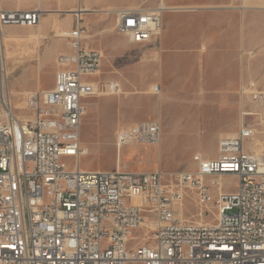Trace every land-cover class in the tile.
Instances as JSON below:
<instances>
[{
	"label": "built area",
	"instance_id": "1",
	"mask_svg": "<svg viewBox=\"0 0 264 264\" xmlns=\"http://www.w3.org/2000/svg\"><path fill=\"white\" fill-rule=\"evenodd\" d=\"M83 12L73 13L64 33L70 51L55 59L53 86L26 97L32 115L17 118L9 111L0 122V264H264V153L251 148L252 111L243 110L234 136L219 138L214 158L193 155L196 169L172 181L159 170L80 169L83 99L119 89L117 82L84 79L95 76L101 54L83 44ZM114 15L116 31L132 44L152 42L163 27L159 7L122 8ZM39 20V9L0 5V34L6 26ZM1 62L0 50V69ZM238 95L264 105V88L253 80L241 82ZM160 134L159 121H140L116 133L115 147L155 143ZM64 157L77 159L74 167ZM224 176L236 178L234 190L219 184ZM186 190L195 191L201 216L213 202V222L179 218L176 206ZM146 218L153 224L149 236L131 244Z\"/></svg>",
	"mask_w": 264,
	"mask_h": 264
},
{
	"label": "rangeland",
	"instance_id": "2",
	"mask_svg": "<svg viewBox=\"0 0 264 264\" xmlns=\"http://www.w3.org/2000/svg\"><path fill=\"white\" fill-rule=\"evenodd\" d=\"M171 1L179 5H195L198 9L163 13V27L168 22L172 23L171 34L168 37L165 35L163 39L164 48L168 52L159 61L163 65V73L160 72L154 53L158 40L153 39L148 44L130 43L126 36L116 31L114 13L97 10L84 16L83 26L88 36L83 44L104 53L100 74L84 79L92 82H118L122 93L83 99L85 113L81 118L79 136L81 147L87 150V154L78 159L82 171L113 169L116 160L120 158L118 163L122 171L159 170L168 180L172 177L174 180L177 173L196 169L193 155L199 152L204 157L217 155L219 136L225 131L237 133L243 110L256 113L247 120L256 129L253 150L264 153V124L261 123L264 121V107L255 106L249 101L241 103L238 97L241 82L253 80L258 84V74L254 73L252 67L258 56L256 53L259 52L254 47L257 44L254 38H258L263 31L258 24L249 26L248 16L253 17L255 13L263 15L264 0H255L253 4L249 0H165V3L171 5ZM158 2L109 0L107 3L122 8L134 4L151 7ZM95 8L102 9L104 6L98 5ZM186 20L187 26L184 25ZM65 23L62 30L67 31L73 25L72 19L70 23ZM55 34L54 31L42 38L38 45H34L31 60L27 59L29 52L23 49L15 50V64L12 61L7 64L4 57V66L10 69L6 74L8 85L26 67L28 61L37 63L39 54L52 39H64ZM55 59L54 64L45 65L41 69L40 83L43 89L40 88V91L54 84V72L57 69ZM156 69L160 76L162 73V83L158 86L166 92L167 99L150 91L153 85L158 84L157 79L160 77L155 73ZM172 78L178 79L174 86ZM4 84L7 88L6 80ZM132 86L142 93L129 94L135 91ZM10 89L11 92L6 89V94L13 101L23 99L20 86H11ZM1 108L0 99V121L3 119ZM15 113L19 117L32 115L26 108L16 109ZM157 119H160L161 124V140L158 145L129 143L119 152L116 151L115 132L119 125L130 127L140 121ZM62 161L74 167L77 159L64 157ZM220 183L225 191H232L236 178L224 176ZM209 186L214 199L216 189ZM196 198L194 191H185L182 218L201 220L197 215ZM204 209L208 212L202 220L212 221L213 202L208 203ZM145 235L143 229H134L132 240L137 241L130 243L142 242Z\"/></svg>",
	"mask_w": 264,
	"mask_h": 264
},
{
	"label": "crops",
	"instance_id": "3",
	"mask_svg": "<svg viewBox=\"0 0 264 264\" xmlns=\"http://www.w3.org/2000/svg\"><path fill=\"white\" fill-rule=\"evenodd\" d=\"M108 1L109 0H0L1 7L6 10H22V11L33 10V9L40 10V20L36 26H30V28H23L19 25H12V26H6L3 29L2 36L5 39L4 56L6 55L5 60L7 64H10L11 61L15 64L14 53L15 50L17 49H23L24 51H28L29 57L27 59L31 60L34 56V52H32L33 47H35L34 45L35 44L38 45L42 38L52 34L54 31L56 32L55 36L60 37L59 34L65 31L62 30L64 29V25H66L65 22L70 23L71 19L73 22V13L78 8H83L91 11L87 14H84L82 18H84L85 15L97 12V10L102 11V9L112 10L119 8L116 7L117 5H108L107 3ZM249 2L253 4L255 0H249ZM159 3L163 4L166 7V9L164 8L163 13L184 12V11L188 12V11H196L198 9V7L195 5H179L173 3L172 1H171V5H167L165 3V0H159L158 4ZM98 5H102L104 6V8L96 9L95 7ZM132 7H145V6L134 4V5H125L122 8H132ZM65 11L67 12L66 14H64ZM248 19H249V26H256L258 24L261 31H263L259 33L261 35L258 38L256 37L254 38V42H257V44H255L254 47L257 48L259 52L256 53V56L257 55L258 56L254 60L252 67L254 73L258 74L257 75L258 85L264 88V13L263 15H257L255 13L253 17L248 16ZM162 24H163V20H162ZM171 24H172L171 22H168L165 27H162L160 33L154 37V39L158 40L157 47H154L156 49L154 52L155 58L158 59V64L163 54L168 52V50L164 48L163 39L165 35L166 37H168L171 34V26H172ZM184 25L185 26L188 25L187 20L184 21ZM36 34L40 35L38 39L34 38V35L36 36ZM69 51H70V47L65 38L52 39L39 54V59L36 64L34 62L28 61L27 64L25 65L26 67L23 68V70L19 73V75L14 80L9 81L10 85L7 84L8 78L6 77V85L9 92H11L10 89L11 86L16 87L18 85L22 88L21 92L23 93L24 96L23 99H24L26 98L29 92H33L37 89L42 88L40 83V73L42 67H44L45 65L54 64V59L56 55H59L61 53H66ZM172 62L173 60H171V65ZM158 67L160 68V72L163 73V65L159 64ZM4 70H6L7 73L10 72L9 67L4 66ZM155 73H157V75L160 76L157 69ZM162 73L161 76L157 79L158 82L157 85L162 83ZM177 82H178L177 78H172L173 86L176 85ZM35 84H37V87H34ZM52 86L53 85L45 88L44 90L50 89ZM121 93L122 90L118 94H110L106 96L119 95ZM159 95H163L166 99L168 97L166 92H164V90L160 87H159L158 96ZM96 97H102V96H96ZM157 120H159L160 122V119ZM121 127L124 126L121 125L118 126V128ZM217 135L219 136V133ZM234 135L235 133L232 131H225L224 134L219 136V138L224 136L227 137ZM214 157L215 156H209L206 158H214Z\"/></svg>",
	"mask_w": 264,
	"mask_h": 264
},
{
	"label": "bare ground",
	"instance_id": "4",
	"mask_svg": "<svg viewBox=\"0 0 264 264\" xmlns=\"http://www.w3.org/2000/svg\"><path fill=\"white\" fill-rule=\"evenodd\" d=\"M151 7H159L160 9H161V11H162V14H163V11H164V8L166 9V7L163 5V4H161V3H159V4H157V5H155V6H151ZM242 8H243V6H241ZM132 8H146V7H132ZM132 8H124V9H132ZM251 8V7H250ZM118 9H122V8H117V9H112V10H102L101 12H104V13H108V14H113V13H115V11L116 10H118ZM79 11H85V12H83V14H82V16L84 15V14H87V13H89V12H91V11H89V10H87V9H83V8H78L76 11H74V12H79ZM36 26V25H35ZM162 29V28H161ZM161 29H160V31H161ZM160 31L158 32V34L160 33ZM64 33H66V31H64V32H62V33H60L59 34V36L60 37H62V38H64ZM92 35V34H91ZM90 34H89V36H91ZM87 33L86 34H84V38L86 37L87 38ZM40 37V35H37L36 34V36L34 35V38H39ZM128 40V39H127ZM129 41V40H128ZM4 43H5V39L3 38V36H2V32H1V34H0V50H1V53H2V62H1V69H0V99H1V102L2 103H4V104H6V108H4V107H2L1 108V110H2V117H3V119L5 118V116H6V114L9 112V111H11L14 115H15V117H17V118H26L27 116H24V117H19V116H17L16 115V113H15V110L16 109H24V108H26V106H27V103H26V98H24V99H22V100H20V101H13L9 96H8V94H6V89L7 88H5L4 87V82H5V80H6V74H7V72H6V70H4V64H5V61H4V57L6 56H4ZM155 52V51H154ZM101 54V57L102 56H104V53L103 52H101L100 53ZM159 56V55H158ZM155 60V59H154ZM98 74H100V70H98V71H96V73H95V75H98ZM118 83V82H117ZM119 84V83H118ZM156 85L157 84H155V85H153L152 87H151V91L154 93V94H156V95H158L159 94V88L157 89V91L155 90L156 89ZM133 87V86H132ZM133 89L135 90L134 91V93L133 92H131V93H129V94H135V95H138V94H141L142 92H139V91H137V89H135L134 87H133ZM37 90H39V89H37ZM36 91V90H35ZM40 91V90H39ZM44 91H46V90H44ZM44 91H41V92H44ZM34 92V91H33ZM121 92V87H120V85H119V89L117 90V91H98V92H93L92 93V96H103V95H110V94H118V93H120ZM27 93V92H26ZM32 92H29L28 93V95L27 96H29L30 94H31ZM127 93V92H126ZM148 94H149V91H148ZM26 96V97H27ZM239 96V95H238ZM239 99H240V97H239ZM240 101H241V103H243L244 101L242 100V99H240ZM248 101L249 102H251L252 104H254L255 106H258V107H264V105H260V104H257L256 102H253V101H251V99L249 98L248 99ZM254 113V112H253ZM254 114H256V113H254ZM242 116H243V111H242V114H241ZM2 119V120H3ZM242 120H243V118H242ZM159 121V120H158ZM0 122H2V121H0ZM242 122V121H241ZM261 123H263L264 124V121H262ZM241 124V123H240ZM123 128H127V127H121V128H118L117 130H116V132H115V135H116V133L119 131V130H121V129H123ZM255 133H256V129H255ZM227 137H231V136H227ZM254 137H255V135H254ZM253 137V138H254ZM160 139H161V134H160V136H159V139L157 140V142H155V143H139V142H135V141H130L129 143H136V144H144V145H158L159 143H160ZM219 140V139H218ZM254 140V139H253ZM128 143V144H129ZM114 145H115V143H114ZM251 148L253 149L254 148V145L252 144L251 145ZM83 149V153L81 154V156L82 155H85V154H87V150L85 149V148H82ZM115 149H116V151L117 152H119L120 151V149H117L116 147H115ZM197 154H199V155H201L202 156V154H200V153H197ZM204 157V156H203ZM79 158H80V156H79ZM78 158V159H79ZM117 163H116V165H115V167L117 166L118 167V169L119 170H122L121 168H120V165H119V163L118 162H120V158H118L117 160ZM196 164V163H195ZM79 165V164H78ZM188 172H192V171H188ZM220 179H221V177H219L218 178V182H219V184L221 185V183H220ZM171 181L173 180V177L170 179ZM192 191H194V190H192ZM195 192V191H194ZM196 194V193H195ZM182 201L183 200H181L178 204H177V206H176V208H177V215L179 216V218H182V214H181V211H182ZM196 201H197V205H198V200H197V198H196ZM199 210H200V207L198 206V212H197V215L201 218V220H199V221H192V222H195V223H199V224H202V223H211V222H213L214 220H215V218L217 217V213H216V210H214L213 211V213H214V219L212 220V221H203L202 220V218H205L204 216H201V215H199ZM184 219V218H183ZM190 221V220H189ZM153 227V224L146 218L142 223H141V228L144 230V233H146V236L148 237L149 235H147V233L149 232V230L151 229ZM147 237H143L142 238V240H145V239H147Z\"/></svg>",
	"mask_w": 264,
	"mask_h": 264
}]
</instances>
